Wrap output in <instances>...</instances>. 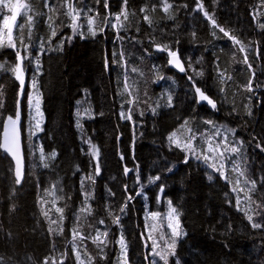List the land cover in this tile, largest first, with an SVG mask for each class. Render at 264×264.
<instances>
[{
  "label": "trees",
  "instance_id": "obj_1",
  "mask_svg": "<svg viewBox=\"0 0 264 264\" xmlns=\"http://www.w3.org/2000/svg\"><path fill=\"white\" fill-rule=\"evenodd\" d=\"M234 1L242 4L252 21L246 43L251 61L245 63L244 51L220 31L214 12L210 15L215 26L209 19L208 40L197 53L203 62L202 82L194 79L195 84L215 101V109L199 101L187 73L170 70L167 52L157 48L167 45L180 57L182 48L195 44L196 26L203 16L196 0H166L172 5L167 12L165 0H127L126 5L124 0H71L83 9L79 20L83 38L67 26L71 21L64 15V0L23 1L32 11L17 18L24 27L13 28V41L21 48L23 36L30 45L24 62L26 79L21 95L14 74L0 68V139L4 121L15 118L19 110L25 176L17 184L12 162L0 151V264H43L46 258L48 264L61 260L79 264L76 252L83 264H121V235L127 264H164L150 254L153 238L146 235L153 225L149 213L161 217L166 212L161 198L176 208L181 230L168 264H264V227L254 229L245 215L264 224V207H257L264 205V0ZM125 10L129 15L126 21L121 16L123 28L102 24L105 16L116 24L115 16ZM97 13L104 30L97 27L92 35L85 16ZM2 14L10 15L6 9ZM28 16H32L30 29ZM5 32L1 19L0 35ZM6 44L5 37L0 65L10 68L16 63V50ZM249 83L250 91L245 87ZM33 90L38 94L39 128L33 124L29 104ZM129 93L136 98L133 104L126 102ZM130 108L132 119L122 118ZM185 120L190 123L182 128ZM189 127L198 150L206 149V138L222 140L214 135L216 128L230 141L242 142L239 154L230 159L239 158L245 175L240 178L234 171L235 177L228 178L226 170V180L209 166L211 161L197 159L169 142L173 132L186 140L192 135ZM89 140L99 149L98 175ZM53 152L55 157L48 159ZM125 167L130 171L125 173ZM157 175L160 180L149 183ZM237 179L244 191H239L241 182L232 191ZM245 179L255 180L256 187L245 184ZM139 189L144 197L137 195ZM125 201L127 208L119 212ZM109 210L119 215L118 225ZM74 230L86 239H74ZM97 230L107 232L100 237L106 242L100 245L103 253L93 242Z\"/></svg>",
  "mask_w": 264,
  "mask_h": 264
},
{
  "label": "snow or ice",
  "instance_id": "obj_2",
  "mask_svg": "<svg viewBox=\"0 0 264 264\" xmlns=\"http://www.w3.org/2000/svg\"><path fill=\"white\" fill-rule=\"evenodd\" d=\"M197 3V9L200 11H203L204 15L209 18L210 20H212L213 25L215 26V20L212 18V16L210 15V13L204 9V5L202 3V0H196ZM124 4H127V0H124ZM46 7L49 8L50 11H57V9L53 8V6L51 4H46ZM64 6L67 7V11L64 13L65 16L69 17L70 19V23L67 25L68 27H70L72 29L73 35H77L79 34L82 38L84 33L80 31V29L83 27L82 24L79 23L80 20V16H81V12H83V9H79L78 7L74 6L73 3L71 2V0H64ZM107 3L105 2L104 7L107 8ZM172 5L167 3L165 0L164 6H163V10L165 12L168 11L169 8H171ZM6 9L7 13H10V15L8 14H2L3 10ZM32 11V9L30 8V6L26 3H22V0H0V19H2L3 22V26L4 29H6V32L3 33L2 35H0V46H5V37L7 39V44L6 46L11 47L13 49L16 50V63L12 66H10V68H4V66L0 65V68H2L3 70L7 71L10 70L14 76L15 79L18 80L20 82V86H21V95L23 94V87L25 84V75H26V71H27V65L24 63L26 60L29 59L28 56V48L30 47V45L25 44L24 43V39L23 36L20 37V45L21 48L23 49V55L21 53V48H17L16 43L13 41V28L15 27L17 30H20L24 27L23 24H17V18L19 16H21L22 14L26 15L28 12ZM91 11V10H89ZM143 11V9H142ZM99 13H97L96 17H88L85 16V19L87 21V24L89 25L88 31L91 32L92 35L96 34V30L97 27H99V31H103L104 27L100 26L98 24V18H99ZM128 12L122 11L120 14H117L115 16V20H116V24H112L108 17L105 16L102 24H106L112 28H123L124 27V23L121 21V16L124 17V20L126 21L128 19ZM28 21H29V29L31 28V20H32V16H28L27 17ZM49 21H52V17L48 18ZM143 19L145 21H149V17L147 15H145L143 17ZM49 27H52V24L50 23ZM261 27H264V25H261ZM220 31L224 33L225 36H227L230 40H232L234 42V44L236 45H240V51H245L246 45H244V42L241 39H238L235 35H230L229 32L225 31V29L223 27H220ZM56 30L53 28L51 31V36L55 37L56 36ZM215 35V33H213ZM31 32L29 31V38H30ZM49 43H51V41H49ZM158 50L160 51H166L168 56L171 57V59L168 61L170 64H174L176 67L179 68V70L181 72L185 71L184 66L182 65L178 54L176 51H173L171 49L168 48L167 45H164L163 47L157 45ZM247 56H245L244 58V62L247 63ZM107 63V62H106ZM37 67L39 68V62L37 59ZM249 67H251V65H249ZM133 71H136V69H133ZM230 78V77H229ZM189 79L193 81V87L195 88V92L199 97V101H206L209 105L212 106L213 109L216 108V103L213 99H211L209 96H207L199 87L196 86L195 84V80L194 77L189 76ZM33 88H36V82L35 80H33ZM127 87V85H126ZM249 91L251 90V84L249 83V85L245 86ZM129 97L130 99H128L126 102L129 104H133L134 102H136V98L135 97H131V93H129ZM32 96H29V104L30 106L35 107V109L37 110V112L39 111V101L37 100V102L35 103V105L32 104ZM17 103L19 104V101H17ZM168 105L171 106V97H168ZM131 108L128 110V114L125 116L123 113L122 118H126L128 120L132 119V115H131ZM153 111H155V109H153ZM20 120V113L19 110L16 112L15 114V118H13V116H8L7 117V121L4 124V141L3 144H0V147H3V149L10 153L17 161V168H16V172H15V176H16V180L15 182L18 184L20 182L21 179V157L19 155V149H20V134H19V129L17 127L18 121ZM189 121L185 120L183 122V124L181 125V127H185L186 125H189ZM205 123L207 124H213V122L211 121H205ZM215 127V125H213ZM37 128H39V123L37 122L36 125ZM188 131L190 133H192L191 136H189L186 140L181 141L179 138L177 137V133L173 132L168 136V140L170 143L174 144L175 147L179 148L181 151H184L186 153H191L192 155H194L197 159H202L204 160L206 163L211 161V163L209 164L210 167H212L215 171L219 172L220 176L224 179H228L227 175H226V170H227V163L229 161V158L232 155H236L239 154L240 152V147H242V142H239V146L234 145L232 143L229 142L228 136L224 135L222 140L219 143L214 142L210 137L205 139V142L207 143L208 147L206 149L203 150H198V148L196 146H194L193 141L196 139V135L193 129H191L190 127L188 128ZM227 132H232L233 130L231 129H227ZM214 135L219 136L220 135V130L219 128H216V131L214 133ZM92 155L94 157L97 158V164L95 165V173L98 175L99 174V149L92 144V142L89 140L88 141ZM257 147H260V144H257ZM262 151H264V148H261ZM41 159L44 160L46 159V157H44L43 155V150L41 149ZM209 153L211 155H209ZM56 155L55 152H53L51 154V157H48V159L54 158ZM121 159H123V156H121ZM184 162L187 163L188 162V156H185ZM44 167H48V164L45 163ZM240 167L239 164L234 163V168L233 170L235 171L236 169H238ZM171 169H169L170 171ZM128 171H130V169H128L127 167H125V173H127ZM245 173L243 171L239 172V176H244ZM89 179H91V177H89ZM138 182H139V178ZM209 179H211V177H209ZM160 180V176H155V177H150L149 178V183H155L156 181ZM229 183H232V181H228ZM94 183V180H93ZM239 180L237 179L234 183V186L232 188V191H237L238 190V186H239ZM245 184H249L251 183L252 187L255 188L256 187V181L255 180H249V179H245L244 181ZM125 190L127 191V187L125 188ZM243 188H239V191H243ZM160 191L163 192V187H160ZM89 194H86V199L88 197ZM137 195H140V193H137ZM58 198V197H57ZM133 197L131 195H129L127 197V200H131ZM249 199H251L249 197ZM236 204L239 205L240 204V199L239 197H237L236 199ZM169 207H170V213L168 214V218H169V223H168V228L172 230V235L173 236H179L180 233L177 231V229L180 228V224H179V218L178 216L176 217V224L175 226H173V224L171 223V218H172V214H175L177 212L176 208L171 206V201H169ZM257 207H264V205H257ZM127 208V201H125V203L120 206L118 208L119 212H124L125 209ZM57 212H61L63 211L62 208H57L56 209ZM83 210V209H82ZM239 210V208H238ZM260 213H257V215H259ZM45 215H47V212L45 213ZM109 215L112 216L113 218V223L115 224H119L120 221V217L119 215H115L111 210H109ZM153 218L159 217L160 213L156 212V213H152L151 214ZM245 215L247 216L248 221L251 223L252 227L254 229H259L264 227V224H262L261 222H255L253 221V216L249 215L247 212H245ZM55 222V221H53ZM100 224L104 223V220L101 219L99 221ZM77 236H80L81 240L86 239L85 236H83L82 234H80L78 231L74 230L73 231V238L75 239ZM107 236V232H103L101 233L99 230L96 231V235L93 238V242L97 243V247L100 249V252L103 253V248L100 247L101 244H104L106 246V242L104 240H101L100 237ZM149 239H152L151 235L148 237ZM160 239H164L163 234L160 236ZM120 245H121V252L124 256V264H127V250H126V244L124 242L123 236L121 235L120 241H119ZM147 247V245H145ZM159 247L157 240L153 239L152 240V249L150 254L152 255H156L159 256L161 260L164 261V264H168V256L169 255H175L174 249H175V240L172 241L171 244L167 245L168 249H171V251H166L165 249L161 248L160 251H157V248ZM74 251H76L75 246L73 248ZM147 259V257H145ZM76 259L79 262V264H83V261H80V255L79 252H76ZM91 260V258H90ZM0 262H2V258H0ZM43 264H48V259L46 258L43 262ZM60 264H63V260H61ZM150 264H155L154 261L150 262Z\"/></svg>",
  "mask_w": 264,
  "mask_h": 264
},
{
  "label": "rangeland",
  "instance_id": "obj_3",
  "mask_svg": "<svg viewBox=\"0 0 264 264\" xmlns=\"http://www.w3.org/2000/svg\"><path fill=\"white\" fill-rule=\"evenodd\" d=\"M24 0H22V3ZM202 3L204 5V9L207 10L209 13L214 12L216 14V22L219 27H223L225 31L229 32L230 35H235L238 39H241L244 42V45L249 40V34L250 29L252 27V21L246 17L240 2H236L234 0H202ZM1 21V19H0ZM209 21V18H207L204 13L200 20V22L196 26V40L195 44L191 47H185L182 48L181 53V59L185 66V73H187L188 76L194 77L196 81L199 83L202 82L201 77V68L203 62L201 59H198L197 53H199L201 47L207 42L208 40V31H207V23ZM240 46V45H239ZM241 47V46H240ZM248 49L245 48L244 54L247 56V61L250 62V53L247 51ZM202 63V64H201ZM32 104L35 105V103L38 100V94L36 91L33 90L32 94ZM32 107V119L33 124H36V122H39V116L38 112L35 109V107ZM221 137L225 135L224 131L220 132ZM230 143L239 146V141L237 143L232 142L229 140ZM207 148V144H206ZM235 160H232L229 158V161L227 163V170H228V178L235 177L234 173V163L239 164V158L234 157ZM94 160L97 161V158L94 157ZM237 173L241 171L240 167L236 169ZM238 175V174H237ZM239 176V175H238ZM241 178V176H239ZM241 182V188L242 181ZM244 189V188H243ZM244 191V190H243ZM161 203L164 204V209L166 210L165 213L161 214V217L153 218L152 213H149V221L153 224L151 228L146 229V235H151V237L158 242V249H161L162 247L166 251H171V249L167 248L168 244H171L173 240H177L179 236H173L172 230L168 228L169 218L168 214L170 213V207H169V200H165L164 198H161ZM173 207V205L171 204ZM176 217L177 214H172L171 223L173 226L176 224ZM163 219V222H161ZM180 224V223H179ZM177 231L181 234L180 228L177 229ZM166 233V235L164 234ZM163 234L164 239H160V236ZM160 242V243H159ZM121 246V245H120ZM157 249V250H158ZM124 256L121 254L120 263L123 264ZM123 262V263H122Z\"/></svg>",
  "mask_w": 264,
  "mask_h": 264
},
{
  "label": "water",
  "instance_id": "obj_4",
  "mask_svg": "<svg viewBox=\"0 0 264 264\" xmlns=\"http://www.w3.org/2000/svg\"><path fill=\"white\" fill-rule=\"evenodd\" d=\"M178 57H179V55H178ZM170 59H171V57L168 58V61ZM179 59H180V57H179ZM180 61H181L182 65L184 66L183 61L181 59H180ZM168 68L170 70H172L175 74H178V75L183 74L185 72V71L184 72H181L178 67H176L174 64H170L169 62H168ZM184 68H185V66H184ZM6 121H7V119L4 121V123L2 125V133H1L0 144H3V141H4V135H3L4 127L3 126L6 123ZM17 127L19 129V134H20V149H19V155H20L21 161H22L21 162V179H20V182L18 184H21L22 181H23V179H24V176H25V156H24V149H23V143H24V141H23V137H22V127H23V123H22V119L21 118L18 121ZM0 151L3 154H5L10 159V161L12 162V164L14 166V178L16 180V176H15V172H16V168H17V161H16V159L10 153L6 152L3 149V147H0Z\"/></svg>",
  "mask_w": 264,
  "mask_h": 264
},
{
  "label": "built area",
  "instance_id": "obj_5",
  "mask_svg": "<svg viewBox=\"0 0 264 264\" xmlns=\"http://www.w3.org/2000/svg\"><path fill=\"white\" fill-rule=\"evenodd\" d=\"M138 193H140V195H142V193L140 191Z\"/></svg>",
  "mask_w": 264,
  "mask_h": 264
},
{
  "label": "flooded vegetation",
  "instance_id": "obj_6",
  "mask_svg": "<svg viewBox=\"0 0 264 264\" xmlns=\"http://www.w3.org/2000/svg\"><path fill=\"white\" fill-rule=\"evenodd\" d=\"M25 79H26V75H25ZM96 165V164H95Z\"/></svg>",
  "mask_w": 264,
  "mask_h": 264
},
{
  "label": "bare ground",
  "instance_id": "obj_7",
  "mask_svg": "<svg viewBox=\"0 0 264 264\" xmlns=\"http://www.w3.org/2000/svg\"><path fill=\"white\" fill-rule=\"evenodd\" d=\"M14 167V166H13Z\"/></svg>",
  "mask_w": 264,
  "mask_h": 264
}]
</instances>
